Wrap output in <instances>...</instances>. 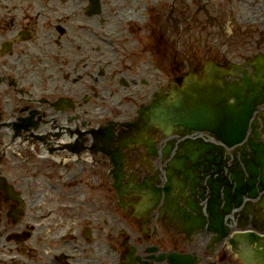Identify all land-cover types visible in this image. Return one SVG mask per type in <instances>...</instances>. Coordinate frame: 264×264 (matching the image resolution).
Returning a JSON list of instances; mask_svg holds the SVG:
<instances>
[{"label": "flooded vegetation", "instance_id": "flooded-vegetation-1", "mask_svg": "<svg viewBox=\"0 0 264 264\" xmlns=\"http://www.w3.org/2000/svg\"><path fill=\"white\" fill-rule=\"evenodd\" d=\"M260 6L0 0V249L22 264H238L190 233L193 188L168 183L176 152L141 110L204 78L205 59L264 54Z\"/></svg>", "mask_w": 264, "mask_h": 264}, {"label": "water", "instance_id": "water-1", "mask_svg": "<svg viewBox=\"0 0 264 264\" xmlns=\"http://www.w3.org/2000/svg\"><path fill=\"white\" fill-rule=\"evenodd\" d=\"M255 85V86H254ZM254 85H249L247 84L243 89L242 88H238L237 92H236V96H237V107H236V113H237V120L239 121L241 115L240 114H245V113H250L251 111H253V106L257 101L258 96L260 95V87L257 84ZM226 111H228L226 109ZM187 114H189L190 116H194L197 113V107H191V104L189 103V107H187ZM250 116V115H249ZM173 117H175V114H173ZM183 119H178L176 118V121H182ZM243 135L245 136V133H243ZM255 155H254V159L256 162H258L259 164H263L262 168L264 171V151L262 150V148H255L254 149ZM259 159V160H257ZM251 169H252V176L253 178H255L257 176L256 170L254 168V165H251ZM238 178H237V182H238V188L239 189L242 184V174L241 172L238 173ZM215 194L217 195V193L215 192ZM237 207H239L242 204V196L241 193L238 194L237 196ZM227 198L229 199V195H227ZM220 205V202L216 199V203H215V208H218Z\"/></svg>", "mask_w": 264, "mask_h": 264}]
</instances>
